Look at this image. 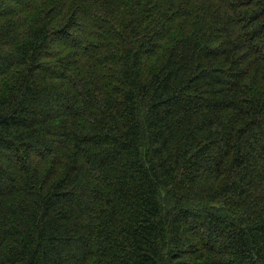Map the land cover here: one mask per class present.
I'll list each match as a JSON object with an SVG mask.
<instances>
[{"label":"trees","instance_id":"obj_1","mask_svg":"<svg viewBox=\"0 0 264 264\" xmlns=\"http://www.w3.org/2000/svg\"><path fill=\"white\" fill-rule=\"evenodd\" d=\"M0 264H264V0H0Z\"/></svg>","mask_w":264,"mask_h":264}]
</instances>
